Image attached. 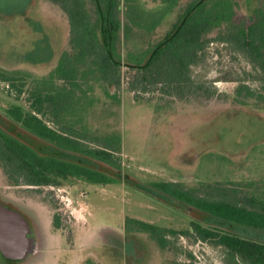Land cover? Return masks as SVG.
Returning a JSON list of instances; mask_svg holds the SVG:
<instances>
[{
    "label": "rangeland",
    "instance_id": "374dc122",
    "mask_svg": "<svg viewBox=\"0 0 264 264\" xmlns=\"http://www.w3.org/2000/svg\"><path fill=\"white\" fill-rule=\"evenodd\" d=\"M203 2L213 8L223 6L227 11L224 19L205 31L203 38L210 41L204 48L203 60L191 68L194 80L202 82L208 93L199 91L178 97L152 88L135 98L126 88L136 68L129 57H139L145 63L151 52L175 32L187 13ZM83 3L96 25L98 39L108 47L104 39L105 7L99 0H83ZM126 4L145 16L144 26L128 19ZM119 8L116 49L121 86L116 91L109 84V91L104 94L95 85L85 118L92 134L120 137L119 168L59 149L11 121L5 110L12 105L26 106L7 95L6 85L0 82L1 131L42 156L86 165L115 180L106 185L77 178L61 181L73 202L84 199L85 205L88 204L92 222L91 233L82 234L74 244L78 253L65 251L62 255L63 250H59V260L64 264H102L98 260L106 258L109 264H161L171 258V253H161L145 233H125V217L172 229H184L195 221L264 242V231L219 219L149 185L153 181H175L186 187L238 183L251 194H264V71H258L235 46L219 39L228 32L262 22L264 0H120ZM153 22L155 25L151 27ZM69 49L68 21L58 5L49 0H0L1 70H24L41 78L54 68L55 56ZM242 84L248 88L237 92ZM208 94L210 97L206 99ZM80 193L84 194L83 199L78 197ZM56 201L53 191L46 186H10L0 169L2 208H30L29 204L41 202L52 217L58 205ZM44 212L40 207L37 211L27 210L41 225L48 221ZM59 220L63 241L47 238L48 251L56 247L67 250L74 232L82 222L84 226L87 224L84 218L63 216ZM103 231L112 233L113 237L104 242ZM177 245L192 252L195 264H221L220 251L207 244L182 236ZM51 257V253H43L31 263L50 264ZM0 264L11 263L0 259Z\"/></svg>",
    "mask_w": 264,
    "mask_h": 264
},
{
    "label": "trees",
    "instance_id": "16d2710c",
    "mask_svg": "<svg viewBox=\"0 0 264 264\" xmlns=\"http://www.w3.org/2000/svg\"><path fill=\"white\" fill-rule=\"evenodd\" d=\"M49 1L58 5L67 17L70 49L61 53L45 77H33L24 70L0 69V82L6 85L7 95L21 100L26 106L12 105L5 110V115L30 134L59 149L119 168L120 137L92 134L86 127L85 118L95 85L104 94L108 93L109 84L116 91L121 86V66L116 49L120 0H99L106 9L104 39L108 47L98 39L96 25L83 0ZM221 7L223 9L213 8L203 2L188 12L175 32L151 52L145 63L139 57L130 56L136 68L127 82V90L133 92L135 98L152 88L178 97L199 91L208 93L202 82L194 80L191 68L203 60L204 48L210 41L203 38L205 31L227 14L225 7ZM125 11L132 23L144 26L145 16L133 5L126 4ZM154 25L153 22L150 26ZM219 39L235 46L258 71H264V19L228 32ZM242 88L248 87L242 84L237 92ZM208 97L209 94L206 99ZM0 169L11 186L60 185L67 178L101 185L115 182L108 174L86 165L42 156L1 130ZM149 185L159 193L214 217L264 231V194H251L238 183L214 182L186 187L175 181H153ZM51 218L53 227L60 228L59 216L54 213ZM124 228L145 233L161 253L172 254L161 264H195L192 252L177 245L182 236L218 249L221 264H264V242L195 221L184 229H172L125 217Z\"/></svg>",
    "mask_w": 264,
    "mask_h": 264
},
{
    "label": "crops",
    "instance_id": "0c3cea01",
    "mask_svg": "<svg viewBox=\"0 0 264 264\" xmlns=\"http://www.w3.org/2000/svg\"><path fill=\"white\" fill-rule=\"evenodd\" d=\"M55 57H56L55 59V65H56L59 56L57 55ZM13 187H17V186H13ZM29 207L30 208H19L14 210L11 208V206L10 209L2 208L0 206V259H2V261L9 260L11 264H36L34 261L33 263H31V260L37 259L36 257H38L40 254L48 252L51 253L52 256L51 257L52 260L50 264H64L63 261L59 260L60 257L59 255H61L59 253L60 252L59 250L61 251L63 250L62 255H64L65 251L78 253V250L75 249L78 248L76 247L77 244L74 245L75 242L79 241V236H81L82 234L88 235L91 233L90 222L92 221H90L91 219H89L91 211L88 210L89 207L88 204L86 203V205L83 206L81 213L84 210H88V212H84V214L82 213V216L85 219V222L87 221L86 222L87 224L84 226L83 224L85 223L82 222L83 223L82 226L78 227V229L74 232V239L72 242L73 244L70 241H68V243H70V246L68 247L67 250L63 248L59 249L58 247H56L54 250L48 251V248L45 247L47 238L52 240L55 239V241L57 240L62 243L64 236L59 228L53 227L51 221L52 218L49 212L47 211L46 206H44L41 202H33V204L31 205L29 204ZM37 207L43 208L45 211L44 213L46 214L45 217H48V221H43L42 225L40 224V222H38L37 218L35 217L33 218L31 215H28L27 213V210L36 209L37 211ZM106 232L108 231L102 232L103 237L101 239L104 242L106 241L107 238L110 239V237L112 236L111 235L112 233H106ZM43 233H46L47 236L44 237ZM115 235L119 237L118 233H116ZM102 244H108V243H102ZM103 260L106 261V264H109L106 258H100V260L98 261H101L102 264H105ZM41 264H47V263L44 262Z\"/></svg>",
    "mask_w": 264,
    "mask_h": 264
},
{
    "label": "built area",
    "instance_id": "2783aa9c",
    "mask_svg": "<svg viewBox=\"0 0 264 264\" xmlns=\"http://www.w3.org/2000/svg\"><path fill=\"white\" fill-rule=\"evenodd\" d=\"M46 187L53 191V195H55L57 199L56 204L58 205L55 208V213L59 217L63 218V216H66L68 218L73 217L75 219L79 218L83 220L81 210L83 206H85L84 199L82 198L84 194L80 193V195H78L80 199H83L82 202L79 203L78 200L73 202L72 198L69 196V191L63 186L48 185Z\"/></svg>",
    "mask_w": 264,
    "mask_h": 264
}]
</instances>
